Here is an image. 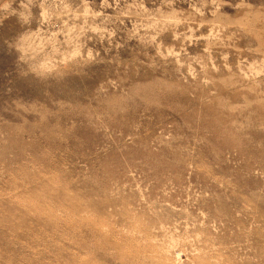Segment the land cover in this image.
Returning <instances> with one entry per match:
<instances>
[{"label": "rangeland", "instance_id": "1", "mask_svg": "<svg viewBox=\"0 0 264 264\" xmlns=\"http://www.w3.org/2000/svg\"><path fill=\"white\" fill-rule=\"evenodd\" d=\"M0 264H264V0H0Z\"/></svg>", "mask_w": 264, "mask_h": 264}]
</instances>
